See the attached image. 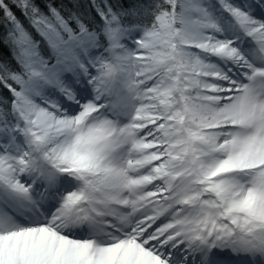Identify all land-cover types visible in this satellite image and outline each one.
I'll list each match as a JSON object with an SVG mask.
<instances>
[{
  "label": "snow or ice",
  "instance_id": "6c2138e0",
  "mask_svg": "<svg viewBox=\"0 0 264 264\" xmlns=\"http://www.w3.org/2000/svg\"><path fill=\"white\" fill-rule=\"evenodd\" d=\"M0 264H264V0H0Z\"/></svg>",
  "mask_w": 264,
  "mask_h": 264
}]
</instances>
